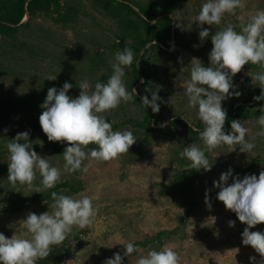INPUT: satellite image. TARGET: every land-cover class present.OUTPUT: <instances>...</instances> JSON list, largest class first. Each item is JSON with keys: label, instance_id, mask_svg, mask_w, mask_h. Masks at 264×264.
<instances>
[{"label": "rangeland", "instance_id": "374dc122", "mask_svg": "<svg viewBox=\"0 0 264 264\" xmlns=\"http://www.w3.org/2000/svg\"><path fill=\"white\" fill-rule=\"evenodd\" d=\"M204 2L176 1V9L171 16V31L177 43L158 52L157 60L150 64L152 77L148 87L152 91L159 88L160 113L166 126L172 120H180L192 129L195 124H203L197 111L187 107L182 82L189 78L188 65L193 57L199 58L205 66L209 65L211 39L209 37L201 44L198 22L193 21ZM80 4L78 19L69 27H60L48 17H38L19 30L16 40L0 39V101H14L27 106L26 111L19 110L0 124V144L5 152L0 159V233L8 238L14 233L10 224H18L29 212L40 214L51 211L48 205L52 203V200L43 199L48 190L32 193L27 185L17 183L13 187L8 182V139L29 131L33 149L47 157L53 166L63 169V154L55 153L39 124L43 111L40 105L48 89H59L67 81L73 85L68 94L75 98L79 95L80 89L76 85L80 81L87 79L92 85L97 81L106 82L112 73L115 53L123 50L118 47L115 23L92 10L86 0H80ZM243 5L236 15L226 14L225 21L236 25L242 20L246 22L255 11L264 9V0H243ZM27 21L26 17L20 25ZM204 27L211 34L216 31V25ZM193 45L199 46L194 48ZM180 58L182 64L178 62ZM125 72L124 81L129 91L128 83L134 73L132 65ZM49 74H56L57 79L47 80ZM251 74L252 71L245 65L233 77L236 91L241 95L222 102L226 111L232 104H241L253 90ZM105 115L113 124L114 131L130 130L137 142L131 146L129 153L115 160L85 161L89 165L86 174L62 175L60 182L80 183L81 190L75 194L67 191L60 194L76 196L86 193L94 198L98 213L90 226L74 228L62 243L67 244L68 251L59 264H103L116 252L122 255L125 249L120 243L142 241L163 230H176L175 235L164 244L175 246L182 256L181 264H252L249 260L251 256H255L257 262L261 260L251 246L243 245L241 233L247 225L216 199L219 189L213 186V181L229 168L233 169V176L238 175L241 179L248 174L259 176L263 171L264 137H257L256 146L249 154L240 152L239 145L234 146V151L228 146L217 148L215 151L219 156L215 160L212 153H206L214 162L211 171H196L191 193H178L173 188L176 171L190 168L188 159L183 158L185 163H181L179 153L191 143L202 145L201 141L197 142L199 135L185 134L181 125L171 126L165 131L152 124L153 130L146 134L136 129L129 121H141L144 112L134 98L133 102L121 103ZM256 121L243 120L241 123L250 134H254L260 130ZM4 129H8L7 133ZM94 147L96 145H89V148ZM40 179L37 174L34 183L39 185ZM207 189L211 190V210L205 205ZM13 207H20V210L13 211ZM230 220L236 222L235 227H229ZM251 231L264 232V223ZM162 246L155 242L141 249L146 252L149 249L160 250ZM138 255L133 253L129 258L124 257V264H134Z\"/></svg>", "mask_w": 264, "mask_h": 264}, {"label": "clouds", "instance_id": "9594fccd", "mask_svg": "<svg viewBox=\"0 0 264 264\" xmlns=\"http://www.w3.org/2000/svg\"><path fill=\"white\" fill-rule=\"evenodd\" d=\"M243 0H205L199 13L193 17L200 28L201 44L210 37L212 48L208 54L209 65L196 57L189 63V78L182 82V88L187 97V107L197 111L199 120L204 127L193 128L198 132L201 144L191 143L179 153L180 157L190 161V169L204 172L211 171L212 160L206 153H212L215 160L219 154L217 148L228 146L232 151L239 145L242 153L249 154L255 148L257 137H264V105L259 109L260 115L256 123L260 130L249 133L239 119L231 121V131L225 132L227 111L222 102L232 96L239 97L233 77L240 73L249 63L258 65L261 69L250 75L252 84L261 89L259 96L253 100H264V9H258L246 22L239 25L228 21L219 27L214 34L209 26H220L225 21L226 14L236 15L243 8ZM239 27V31H237ZM156 43V42H155ZM199 45H193L198 47ZM134 51L125 46L118 50L112 63V73L106 82H95L94 85L85 79L77 83L79 95L73 98L69 90L73 85L67 81L61 88L51 87L40 107L39 124L49 142L67 143L63 150V169L53 166L47 157L41 156L33 149L29 131L17 133L13 139H8V182L15 187L17 183L27 185L32 193H42L53 189L64 174L89 172L85 161H112L122 154L129 153L137 139L130 130L114 131L113 124L108 121L106 113L118 108L121 103L133 102L137 90H127L124 77L125 69L135 60ZM183 63L182 58L178 59ZM49 81H55L57 75L49 74ZM141 83H144L141 80ZM159 88L152 91L146 87L145 92H151L142 97V105L151 108L153 113H159L161 97ZM161 123L160 127H165ZM190 127V125H189ZM8 129H4L7 133ZM247 137V139H246ZM21 141L23 143H21ZM43 146V142L40 144ZM89 145H96L89 148ZM39 174L40 183L34 182ZM231 178L232 182L229 183ZM213 186L219 191L216 199L222 202L226 210L236 214L238 220L246 224L241 233L242 243L251 246L259 254L249 257L252 264H264V232L251 231L257 225L264 223V171L245 175L242 179L233 176V169L222 172ZM210 189L205 191V205L211 210ZM52 203L48 205L51 211L36 214L29 212L26 218L18 224H10L14 229L11 238L0 233V264H37L38 260L49 257L52 246L62 244L73 233L74 228L84 229L90 226L98 213L94 198L86 193L76 196L51 192ZM235 221H228L229 227H235ZM125 251L123 255L114 253L112 258L103 264H124V257L133 253L139 255L134 264H181L182 256L174 245L164 244L160 250L149 249L146 252L135 244L134 240L120 243ZM114 246V245H113ZM107 247V246H106ZM132 264V262H131Z\"/></svg>", "mask_w": 264, "mask_h": 264}, {"label": "trees", "instance_id": "16d2710c", "mask_svg": "<svg viewBox=\"0 0 264 264\" xmlns=\"http://www.w3.org/2000/svg\"><path fill=\"white\" fill-rule=\"evenodd\" d=\"M92 10L112 20L117 28L116 37L119 40L118 47L125 46L131 48L135 54V60L132 64L133 76L128 83V89L131 92L135 87L137 90L136 100L144 112L141 121H129L138 130L146 133L153 130L152 124L160 127L165 120L161 116L162 106L160 104L159 113H153L151 108L142 105V97L147 95L151 99L150 92H145V88L149 86L151 81L150 64L158 58V52L170 49L177 41L174 40L172 30V18L176 9L177 0H86ZM80 0H0V39L16 40L19 30L23 26H27L28 22L38 17H48L56 25L60 27H69L77 21L81 10ZM28 21L24 25H20L24 18ZM224 21L222 27L224 26ZM216 30L219 27L216 26ZM239 31V28L236 29ZM214 34V32H212ZM156 42V43H155ZM247 68L252 73L261 69L258 65L249 63ZM141 80L144 83H141ZM261 89L254 86L241 104L237 106L232 104L227 109V120L225 123V132L231 131V121L239 119L243 120L257 119L260 115V107L264 105V100L255 101L254 96H259ZM27 106L14 101H0V124L6 121L7 117L19 110L26 111ZM181 125L184 133L191 135H199L193 131L187 124L180 120H172L162 130L167 131L171 126ZM195 128L203 130V124H195ZM200 139L197 141L199 143ZM202 142V141H201ZM52 149L57 154H63V150L67 147V143L50 142ZM5 154L3 146L0 144V159ZM181 163H185V159H181ZM264 171V159L262 162ZM196 170L188 168L187 170H177L174 176L173 188L178 193H191L194 183V175ZM172 188V186H171ZM81 190V184L72 185L67 181L59 182L53 189H49L43 199L52 200L51 192L61 193L67 191L75 194ZM22 207V206H20ZM20 207H13V211H19ZM177 229V228H175ZM176 230L171 232L159 231L152 236L146 237L142 241H135L140 248H145L150 243H158L161 247L166 240L172 238ZM66 250V251H65ZM64 251V252H63ZM67 244L52 246V252L48 258L38 260L37 264H59L67 256ZM124 252H122L123 255Z\"/></svg>", "mask_w": 264, "mask_h": 264}]
</instances>
